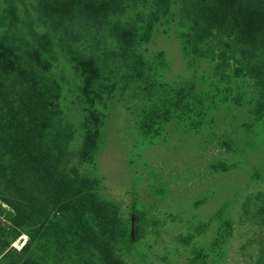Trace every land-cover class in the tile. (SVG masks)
I'll return each instance as SVG.
<instances>
[{
  "label": "rangeland",
  "instance_id": "1",
  "mask_svg": "<svg viewBox=\"0 0 264 264\" xmlns=\"http://www.w3.org/2000/svg\"><path fill=\"white\" fill-rule=\"evenodd\" d=\"M123 1L124 31L95 38L74 34L91 19L78 8L60 33L50 8L0 0V55L25 75L16 107L36 100L74 195L62 214L33 179L9 184L24 179L4 135L0 264H88L83 231L111 264H264V16L253 0Z\"/></svg>",
  "mask_w": 264,
  "mask_h": 264
},
{
  "label": "trees",
  "instance_id": "2",
  "mask_svg": "<svg viewBox=\"0 0 264 264\" xmlns=\"http://www.w3.org/2000/svg\"><path fill=\"white\" fill-rule=\"evenodd\" d=\"M38 2L37 9L39 12H43L44 8H50L51 10L47 12L48 15L54 16L53 19L46 21L50 25V28L58 30L60 33L64 30L62 28L63 20L65 16L69 13V10L78 8L76 14H83L90 17L91 19H82V29L80 32V27L75 23L72 25L74 27V34L81 33V35H88L89 37L104 38L106 33L115 32L121 33L124 31L128 23L121 28V16L125 10V3L122 0H111L110 2L103 3L100 0H87L86 3L71 2V0L63 1L61 4L57 3L56 0H35ZM258 1V5L256 4ZM264 0H253V8L259 11V17L264 16ZM249 3V0H247ZM33 4V2H32ZM75 4V6H73ZM78 4V5H76ZM72 16V15H71ZM74 18V16H72ZM123 20V19H122ZM12 22L8 25L10 26ZM68 30L70 27H67ZM35 37L37 35H34ZM39 45L35 49V53L43 54L47 52L45 46L49 48L48 45L52 47V43L47 39L46 36H38ZM29 54L30 51H29ZM6 60L0 55V146L6 147L4 144L7 140H4V135L13 141L11 144L16 148L15 152L21 157V162H19L20 176L24 180L20 182L9 180V184L17 185L19 189H24L29 191V180L35 182V185L40 187L44 191L49 199L53 200L55 206H59L58 209L60 213H64L62 208L68 203H73V196L70 191L69 184L65 183L63 180H58L59 178L55 175V168L47 161L44 155V142L42 141V136L44 132V127L41 125H33V114L36 110V100L35 102L30 97L29 106L21 107V103L16 107L18 102V94L20 92V87L22 82L25 81V75L21 74V71H6ZM22 75V77H21ZM23 81V82H24ZM11 82V85L9 84ZM9 85V86H8ZM29 88L31 84L29 83ZM17 89V90H16ZM25 92V91H24ZM11 110L9 111V109ZM14 109H17L16 111ZM25 111L27 113H22ZM7 123L12 124L8 126ZM17 168V166H16ZM16 171V169H15ZM15 175V172L14 174ZM22 191V190H19ZM29 194V193H28ZM53 205V208H56ZM60 216V214H59ZM82 237H85V241L88 242L89 247H84V252H90L89 263L88 264H111L109 262V255L107 250V245L105 241L101 239L99 233H94L90 231H83ZM1 243V241H0ZM28 245H25L22 249L26 251ZM21 249V250H22ZM14 252L11 253L13 255ZM16 262H19L17 258ZM22 264H40L39 261L34 259L24 260Z\"/></svg>",
  "mask_w": 264,
  "mask_h": 264
},
{
  "label": "built area",
  "instance_id": "3",
  "mask_svg": "<svg viewBox=\"0 0 264 264\" xmlns=\"http://www.w3.org/2000/svg\"><path fill=\"white\" fill-rule=\"evenodd\" d=\"M22 239H23V243L26 242V238L21 237L20 240H22ZM23 243H22V245H23ZM22 245L20 246V245L16 244L15 246H16L18 249H20V248L22 247Z\"/></svg>",
  "mask_w": 264,
  "mask_h": 264
}]
</instances>
